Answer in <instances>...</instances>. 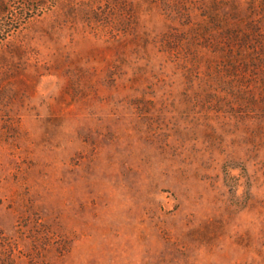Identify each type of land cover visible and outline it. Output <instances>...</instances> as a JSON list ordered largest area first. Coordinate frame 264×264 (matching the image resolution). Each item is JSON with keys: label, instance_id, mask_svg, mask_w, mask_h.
<instances>
[{"label": "rangeland", "instance_id": "374dc122", "mask_svg": "<svg viewBox=\"0 0 264 264\" xmlns=\"http://www.w3.org/2000/svg\"><path fill=\"white\" fill-rule=\"evenodd\" d=\"M0 7V264H264V0Z\"/></svg>", "mask_w": 264, "mask_h": 264}, {"label": "trees", "instance_id": "16d2710c", "mask_svg": "<svg viewBox=\"0 0 264 264\" xmlns=\"http://www.w3.org/2000/svg\"><path fill=\"white\" fill-rule=\"evenodd\" d=\"M4 12L3 8L0 7V15Z\"/></svg>", "mask_w": 264, "mask_h": 264}]
</instances>
